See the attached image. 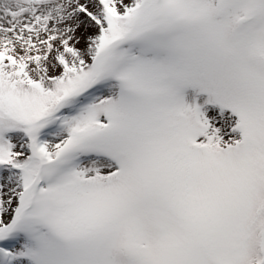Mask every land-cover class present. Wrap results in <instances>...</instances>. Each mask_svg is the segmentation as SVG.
<instances>
[{
  "label": "snow or ice",
  "instance_id": "obj_1",
  "mask_svg": "<svg viewBox=\"0 0 264 264\" xmlns=\"http://www.w3.org/2000/svg\"><path fill=\"white\" fill-rule=\"evenodd\" d=\"M0 264H264V0H0Z\"/></svg>",
  "mask_w": 264,
  "mask_h": 264
}]
</instances>
